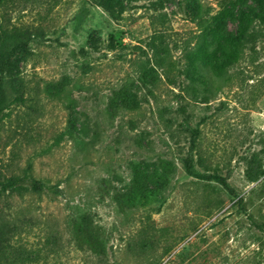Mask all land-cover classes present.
Returning <instances> with one entry per match:
<instances>
[{"label":"rangeland","instance_id":"374dc122","mask_svg":"<svg viewBox=\"0 0 264 264\" xmlns=\"http://www.w3.org/2000/svg\"><path fill=\"white\" fill-rule=\"evenodd\" d=\"M259 13L0 0V264H264Z\"/></svg>","mask_w":264,"mask_h":264},{"label":"trees","instance_id":"16d2710c","mask_svg":"<svg viewBox=\"0 0 264 264\" xmlns=\"http://www.w3.org/2000/svg\"><path fill=\"white\" fill-rule=\"evenodd\" d=\"M256 3L258 4V7L260 9V13L259 16L262 20H264V0H256ZM250 26H246L245 28L241 29V33L235 37V41L237 42H243L246 40V33L249 30ZM1 33V31H0ZM2 37V35H1ZM5 42L6 41H12V43H15L18 39H20V37H10L9 35L5 34ZM23 100V96L19 97V101ZM189 173H191L192 175L200 178V179H204L206 178V175H202L200 173H196L194 172L191 168L189 169ZM208 178H215L216 180H221V177L219 176H215V175H210L208 176ZM20 182V178L17 176H11V177H5L1 172H0V195L2 193H5L9 190H16L18 191L20 186H18ZM34 188H36L37 190H41V184L37 181H34ZM3 243V241H0V247L1 244ZM1 251V250H0Z\"/></svg>","mask_w":264,"mask_h":264}]
</instances>
